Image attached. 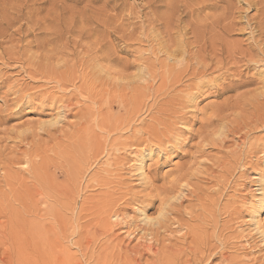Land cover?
Segmentation results:
<instances>
[{
    "label": "rangeland",
    "instance_id": "obj_1",
    "mask_svg": "<svg viewBox=\"0 0 264 264\" xmlns=\"http://www.w3.org/2000/svg\"><path fill=\"white\" fill-rule=\"evenodd\" d=\"M220 1L0 0V264H264L250 219L254 183L241 175V165L264 169V91L248 85L258 70L247 64L264 50V36L251 39L243 23L227 37L253 59L193 62L195 69L227 64L204 76L199 90L187 88L194 81L186 74L175 82L165 73L166 47L192 43V24L213 28L229 6ZM259 1L234 0V17L260 16ZM63 106L67 118L52 128ZM210 116L218 117L213 138L203 127ZM223 130L225 142L216 135ZM135 136L148 148L133 147ZM181 182L191 196L175 205L164 189ZM138 209L152 217L172 210L184 231L168 225L157 253L140 257L124 223ZM260 220L264 227V210Z\"/></svg>",
    "mask_w": 264,
    "mask_h": 264
},
{
    "label": "bare ground",
    "instance_id": "obj_2",
    "mask_svg": "<svg viewBox=\"0 0 264 264\" xmlns=\"http://www.w3.org/2000/svg\"><path fill=\"white\" fill-rule=\"evenodd\" d=\"M212 1V0H211ZM210 0H208V3L210 2ZM218 3L221 2L220 0H216ZM234 0H229V6L225 7L226 9L223 8V12H224V15L222 14L223 12H221V16H219V18L216 16L213 18V22L211 21V17L208 16V18L210 17L211 19H209L211 21V24L213 26V28H208V26H200V25H191L190 27V32L191 34H193V38H194V41L192 43L190 42H186L185 40H181L180 43L178 44L179 47H177L175 49L174 52L170 51L171 48H168L166 47V53L168 54L167 56V60H169L168 64H163L165 66V73H167V75L171 78H173L174 80L175 79H179L180 80V76L186 74L187 76H189V81H194L192 82V84L190 83V85L188 84V80H187V85L189 89H193L194 87V90L197 88V90H199V88H201L200 86L203 84V82H206L203 80V77L206 76L207 74L211 73L214 70H223L225 69L226 70V65L227 64H223L220 63V67H209L208 65H202V68H198V69H195V65L193 62L196 61V63L198 65L200 64H203L208 58H218V57H222L224 60H231V59H234V57L237 56V54H239L241 57L243 58H246V57H249L252 58L253 57V53L250 51V50H243L241 48V46L239 44H237L236 42L232 43L228 40V35H229V38H230V34L231 33H235V31L239 30V31H242L241 27L240 29H237V27L239 28L240 25H242L243 23H245V30H248L249 31V34L251 35V39H257L256 35L255 34H258V37L260 36H264V0H260L258 3H256L257 5L261 4V9L259 10L260 11V16L258 17H250L248 16V14L246 15H242L240 20L244 21V22H240L239 19H236L234 16L236 15L235 14V11L238 10L237 9V6L234 4L235 2H233ZM205 2V1H204ZM249 3V2H248ZM203 5V3H201ZM220 4V3H219ZM242 4V3H240ZM208 5V4H207ZM211 5V4H210ZM218 5V4H217ZM216 4H213V9L217 7L218 9V6ZM251 5L252 4H248ZM247 5V6H248ZM206 6V5H204ZM207 7V6H206ZM209 7V5H208ZM249 7V8H250ZM258 7V6H256ZM203 8V7H201ZM205 8V7H204ZM211 8V7H210ZM200 9V8H199ZM208 9V8H206ZM216 9V10H217ZM222 9V8H221ZM235 9V10H234ZM193 10H195L193 8ZM220 10V9H219ZM258 10V9H257ZM197 11V9L194 11V13ZM204 11V10H203ZM201 11V12H203ZM246 11V9H245ZM247 12V11H246ZM193 13V12H192ZM200 13V12H199ZM240 13V11H239ZM238 13V14H239ZM249 13V11H248ZM220 14V13H219ZM241 14V13H240ZM239 14V15H240ZM206 16V17H207ZM205 17V18H206ZM221 17V18H220ZM223 17V18H222ZM237 17V16H236ZM235 19V20H234ZM181 20V19H179ZM236 20H238L239 22H237ZM208 21V20H207ZM207 21H205L207 23ZM204 23V24H206ZM187 24V23H186ZM203 24V23H202ZM209 24V23H208ZM206 24V25H208ZM210 24V26H211ZM185 26V24H184ZM211 26V27H212ZM181 28V27H180ZM174 29V28H172ZM189 29V27H188ZM188 29L186 28V34H188ZM208 29H211L210 31ZM176 30V29H175ZM180 30V29H179ZM179 30L177 32H179ZM171 31V28L170 30H168V32L170 33ZM173 31V30H172ZM171 31V32H172ZM185 32V30H184ZM189 32V33H190ZM183 33V32H182ZM248 33V32H247ZM179 34V33H178ZM170 35L172 34H169V37ZM175 35V34H174ZM180 35V34H179ZM182 35V34H181ZM184 35V36H185ZM209 35V36H208ZM248 35V34H247ZM180 38V36H178ZM259 37V39H260ZM250 38V36H249ZM263 38V37H262ZM261 38V40H262ZM168 40V37L166 38ZM172 39V38H171ZM260 40V41H261ZM173 41V39H172ZM233 41V40H232ZM237 41V40H236ZM250 41V40H249ZM252 41V40H251ZM259 41V42H260ZM264 41V40H263ZM166 42V41H165ZM171 42V41H170ZM241 42V41H240ZM167 43V42H166ZM174 43V42H173ZM261 43V42H260ZM264 43V42H263ZM169 44V42H168ZM259 43L257 42V40L255 41V45H258ZM173 45V44H172ZM251 45V44H250ZM263 45V44H262ZM260 46V45H259ZM264 46V45H263ZM170 47V46H169ZM193 48L196 50L194 51ZM258 48V47H257ZM256 48V49H257ZM264 48V47H263ZM250 49V48H249ZM161 50V49H159ZM165 52V51H164ZM161 53V51H160ZM163 53V52H162ZM165 53V54H166ZM255 54H258L259 56H261V58H258L259 56H257V58L255 60H250L249 63L247 62V64H253L255 65V67L257 68L258 70V74H257V77H250V79H248V85H259V87H261V89L264 91V50L263 49H260L258 50L257 53ZM254 54V55H255ZM160 55V54H159ZM238 55V56H239ZM239 56V57H240ZM256 56V55H255ZM238 58V57H237ZM253 59V58H252ZM236 60V59H235ZM244 60V59H243ZM233 61H231L232 63ZM162 63V62H161ZM228 63V62H227ZM231 63H228V64H231ZM241 64V63H240ZM246 64V65H247ZM250 64V65H251ZM236 65V64H235ZM250 65L248 67V70L250 69ZM215 66V65H214ZM142 67V66H141ZM239 67V66H238ZM253 67V66H252ZM146 68V66H145ZM142 69V68H141ZM140 70V69H139ZM146 70V69H145ZM190 70H192V72L190 73ZM143 71V70H142ZM237 71V70H236ZM147 72V70H146ZM146 72H144V75L146 74ZM223 72V71H222ZM215 73V72H214ZM220 73V72H219ZM218 73V74H219ZM224 73V72H223ZM222 73V74H223ZM241 74V73H240ZM248 75V74H247ZM141 76V75H140ZM209 76V75H208ZM240 76V75H239ZM148 77V76H147ZM167 77V76H166ZM180 77V78H179ZM184 77V76H183ZM143 79V76H141L139 79ZM188 78V77H186ZM208 79V78H207ZM144 80V79H143ZM147 81V80H145ZM144 81V82H145ZM150 81V80H148ZM195 81H198V82H195ZM209 81V80H208ZM247 81V80H246ZM153 82V81H152ZM164 82V81H163ZM166 82V80H165ZM176 82V80H175ZM183 82V81H182ZM181 83V82H180ZM205 85V84H204ZM145 86V85H143ZM151 86V85H150ZM176 86V85H175ZM208 86V85H207ZM258 87V86H257ZM153 88V87H152ZM260 89V88H259ZM260 89V90H261ZM151 90V88H150ZM193 91V92H198V91ZM200 93L203 92V91H199ZM262 92V91H261ZM260 92V93H261ZM200 93H194L195 95H192L190 97L191 101L192 102H196L197 99L199 98V94ZM188 95V94H187ZM260 94H257V96H259ZM256 96V95H255ZM254 96V97H255ZM261 96V103L264 105V92L260 95ZM249 98V97H248ZM252 98V97H251ZM251 100V99H250ZM254 100V99H253ZM256 100V99H255ZM128 101V100H127ZM132 102V101H131ZM146 102V101H145ZM187 102V100H186ZM190 102V101H189ZM157 103V102H156ZM188 103V102H187ZM184 104V103H183ZM143 105V101H137L135 102L134 104V109L136 108V111L139 113L141 111V106ZM131 110V109H130ZM182 110V109H181ZM66 110H65V106L62 107V110L58 113L57 116H55L53 118V120L51 122H49L53 127L57 128L58 126L61 125V123L67 118V114H66ZM170 113V112H169ZM237 112H235L236 114ZM237 115V114H236ZM82 116H85V115H82ZM84 118V117H83ZM182 119V118H181ZM218 119V117L216 116L215 118H213V116H210L208 119H206V123L205 125H203L204 128H206V130H211L213 129V123L216 122V120ZM174 120V119H172ZM88 121V120H87ZM219 121H217L218 123ZM223 122V121H222ZM187 123V122H186ZM224 123V122H223ZM124 124V122L121 123V125ZM180 124V122H179ZM184 124V123H183ZM249 124V123H248ZM215 125V124H214ZM229 125V124H228ZM83 126V125H82ZM124 126V125H123ZM162 126V125H161ZM221 126V125H220ZM242 126V125H241ZM202 127V128H203ZM231 127V126H230ZM201 128V129H202ZM225 130L226 127H224ZM133 129V128H132ZM221 129V128H220ZM43 130V129H42ZM130 130V129H129ZM205 130V129H204ZM239 129L237 128H233L231 131L230 129H228V131H230V133L232 132L233 134L236 133L235 131H238ZM125 131V130H124ZM240 131V130H239ZM58 132V131H57ZM117 132V131H116ZM131 132V131H130ZM202 132V131H201ZM225 131L223 130V132H220L218 131V134L216 135H219V138L222 139L223 141L224 140H227L229 138H227V133H224ZM227 132V131H226ZM119 133V132H117ZM139 133V132H138ZM203 133V132H202ZM201 133V134H202ZM210 133V137L213 138V130H211ZM229 133V132H228ZM243 133V132H242ZM19 134V133H18ZM121 134V133H120ZM154 134V132H153ZM232 134V135H233ZM21 135V133L19 134ZM112 135V134H111ZM110 135V136H111ZM155 135V134H154ZM207 135V133H206ZM205 135V136H206ZM235 135V134H234ZM244 135V134H243ZM142 136V135H141ZM203 136L200 135V137ZM20 137V136H19ZM238 137V136H237ZM241 137V135H240ZM246 137V136H245ZM147 138V137H146ZM160 138V137H159ZM158 138V139H159ZM205 138V137H204ZM208 139L209 136L207 137ZM217 138V137H216ZM227 138V139H226ZM244 138V137H243ZM145 139V138H144ZM205 141V143H207L208 145V140ZM242 139V138H241ZM245 139V138H244ZM205 140V139H203ZM213 140V139H212ZM215 140V139H214ZM219 140V139H217ZM221 140V141H222ZM22 141V140H21ZM149 141V140H148ZM222 141V142H223ZM244 141V140H243ZM129 142H133V147L136 146V145H142L143 146V149H146L148 148V144L147 142L145 144H139L141 143L140 141V138L135 136L134 138H130V141ZM225 142V141H224ZM242 142V141H241ZM150 143V142H149ZM166 143V142H165ZM204 143V142H203ZM158 148L161 146L160 143L158 144ZM210 145V144H209ZM210 146H213V142L211 143ZM95 147V146H94ZM97 147V146H96ZM91 148V147H90ZM106 149V148H105ZM264 150V149H263ZM20 151V150H19ZM98 151V150H97ZM107 151V150H106ZM109 151V150H108ZM99 152V151H98ZM110 152V151H109ZM160 152V151H159ZM106 153V152H105ZM161 153V152H160ZM239 154V153H238ZM96 156V155H95ZM242 155L240 154V157ZM97 157V156H96ZM260 157V156H259ZM256 159V158H255ZM1 161V160H0ZM138 165L136 166V170L138 172V177L140 179L141 182H143L144 180H146V164H145V161H146V157L145 155H141L140 158H138ZM28 162V161H27ZM42 163V162H41ZM27 164V163H26ZM22 165V164H21ZM20 165V166H21ZM42 165V164H41ZM28 166V164H27ZM43 167V166H42ZM110 167H111V163H110ZM242 167V176H247L248 180L251 179L253 181V185L250 186V190L254 193V196L256 197V201L254 202V209L251 213V223H252V226L254 227L253 231L256 235L259 236V241L264 245V227L261 225V220H260V215H261V212L264 210V169L263 170H260V171H253L251 172L250 171V168L246 165H241ZM45 168V167H44ZM43 169V168H42ZM44 170V169H43ZM111 170V169H110ZM40 171V170H39ZM43 174V173H42ZM191 176V175H190ZM48 177V176H46ZM212 177V176H211ZM213 178V177H212ZM180 179H184V177H181ZM48 180V178H47ZM52 180V179H50ZM49 180V181H50ZM47 182V181H46ZM45 182V183H46ZM53 182V181H52ZM51 183V182H50ZM99 183V182H98ZM184 183V182H183ZM189 183V182H187ZM52 184V183H51ZM100 184V183H99ZM169 184V182L167 183ZM182 184V182H181ZM180 184V185H181ZM48 186V184H47ZM165 186V185H164ZM164 186H162L164 188ZM189 186H190V183H189ZM189 186L186 184V182L184 184H182L181 186H177V184H171L170 185V188H167V189H164V193H169V194H173L171 196L170 199V202H174V204L177 202L178 204H182L183 200L186 198L187 194L190 193V189H189ZM191 187V186H190ZM193 189V188H192ZM49 190V189H48ZM189 190V191H188ZM249 190V191H250ZM107 192V191H106ZM42 193V192H41ZM54 193V192H53ZM193 193V192H192ZM256 194V195H255ZM189 196H191L190 194H188ZM201 198V197H200ZM167 199V200H169ZM199 201V200H198ZM167 202V201H166ZM170 202H168V205L166 204V208L167 206L169 207V204H171ZM185 203V202H184ZM173 205V204H172ZM176 205V204H175ZM173 205V206H175ZM165 206V205H164ZM163 206V207H164ZM173 206H170V208H172ZM174 208V207H173ZM176 208V207H175ZM178 208V207H177ZM176 208V209H177ZM183 209V207H181ZM169 209V208H168ZM87 210V209H85ZM92 211V210H91ZM99 211V210H97ZM163 212H159L160 214H158L159 216L157 217H152L151 215H149L147 213V210L146 209H138V218H134L133 220H131L132 218H129V219H125L124 223H125V229L127 228V230L125 231V233H127L128 237H130L132 239H136L138 240V244L135 245V250L133 251V253L139 255L140 257H144V255H148V253L150 252H154V250L156 249V245H155V242H157V236L161 233H169V232H172V229L170 230L168 228V225H172V226H175V228L177 229H174L176 230L177 234L183 232V227L185 224L182 223L181 220H178L181 218V216H179L180 218H177L174 219V218H171V215H173L172 213V210L167 212V210L164 212V209L162 210ZM176 211V210H175ZM178 211V210H177ZM187 213V212H185ZM86 214V213H85ZM175 214V213H174ZM179 214V213H178ZM87 215V214H86ZM187 215V214H185ZM195 215H196V212H195ZM116 216V215H115ZM120 216V215H119ZM119 216H117L118 218H120ZM123 217V216H122ZM121 217V218H122ZM125 217V216H124ZM123 217V218H124ZM133 217V216H132ZM192 217V216H191ZM120 218V219H121ZM128 218V216H127ZM185 219V217H182ZM98 219V218H97ZM113 219V218H112ZM192 219V218H191ZM96 220V219H95ZM119 220V219H116V221ZM121 221V220H120ZM194 221V220H193ZM119 222V221H118ZM117 223V222H116ZM122 224V223H121ZM122 226V225H121ZM135 226L136 227V231H132V227ZM112 229L114 226H111ZM119 227V226H118ZM171 227V226H170ZM49 228V226H48ZM109 229L108 228H105V231H108ZM175 232V233H176ZM171 234V233H170ZM184 236L183 237H186L188 235L187 232L183 233ZM172 235V234H171ZM257 236V237H258ZM129 239V238H128ZM159 241V240H158ZM135 242V241H134ZM156 252V250H155ZM157 253V252H156ZM142 261V259H141ZM141 261L137 258L133 259L132 262H134L135 264H141ZM132 262H127V263H124V264H133Z\"/></svg>",
    "mask_w": 264,
    "mask_h": 264
}]
</instances>
